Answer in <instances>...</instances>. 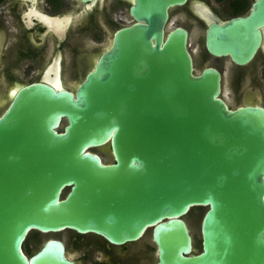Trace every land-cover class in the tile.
Returning a JSON list of instances; mask_svg holds the SVG:
<instances>
[{
  "label": "water",
  "instance_id": "95a60500",
  "mask_svg": "<svg viewBox=\"0 0 264 264\" xmlns=\"http://www.w3.org/2000/svg\"><path fill=\"white\" fill-rule=\"evenodd\" d=\"M185 2L136 0L138 23L74 89L15 90L0 114V264H77L63 232L114 246L149 232L153 264H264V109L229 108L220 74L194 71L187 31L167 27ZM263 25L256 0L209 27L207 51L243 65ZM197 208L200 251L185 218ZM32 233L52 237L28 255Z\"/></svg>",
  "mask_w": 264,
  "mask_h": 264
},
{
  "label": "flooded vegetation",
  "instance_id": "af4514ba",
  "mask_svg": "<svg viewBox=\"0 0 264 264\" xmlns=\"http://www.w3.org/2000/svg\"><path fill=\"white\" fill-rule=\"evenodd\" d=\"M255 1L186 0L168 10V29L187 31L194 71L211 68L220 74V99L231 109H264V25L259 47L243 65L229 55H211L205 38L211 25L248 17ZM135 5L136 0H0V114L20 86L77 87L111 47L115 33L138 23L131 12ZM97 153L103 159L104 153ZM148 234L122 246L78 236L86 251L84 264H152L156 249Z\"/></svg>",
  "mask_w": 264,
  "mask_h": 264
},
{
  "label": "rangeland",
  "instance_id": "374dc122",
  "mask_svg": "<svg viewBox=\"0 0 264 264\" xmlns=\"http://www.w3.org/2000/svg\"><path fill=\"white\" fill-rule=\"evenodd\" d=\"M101 152V151H99ZM104 161H110V157L106 154L103 155ZM204 208H197L195 210H192L185 218L187 222H189L191 232L193 236L195 237V241L197 244V250L201 249V236H200V221L201 217L204 213ZM201 213V214H200ZM149 235V234H148ZM49 237H52L50 235H40L37 233H32L24 246V250L28 251L29 255L36 251L40 245ZM53 237L61 239L64 244L67 247V254L75 260H78L80 263L84 264V254L86 253L84 246L81 244L80 237L76 236L74 233L71 232H63L59 233L57 235H54ZM152 253V252H151ZM153 264V263H152Z\"/></svg>",
  "mask_w": 264,
  "mask_h": 264
},
{
  "label": "trees",
  "instance_id": "16d2710c",
  "mask_svg": "<svg viewBox=\"0 0 264 264\" xmlns=\"http://www.w3.org/2000/svg\"><path fill=\"white\" fill-rule=\"evenodd\" d=\"M25 252H26V254H28V255H29L28 251H25Z\"/></svg>",
  "mask_w": 264,
  "mask_h": 264
}]
</instances>
